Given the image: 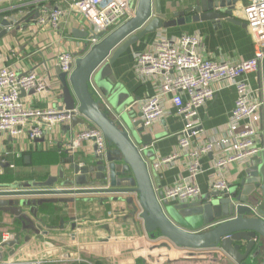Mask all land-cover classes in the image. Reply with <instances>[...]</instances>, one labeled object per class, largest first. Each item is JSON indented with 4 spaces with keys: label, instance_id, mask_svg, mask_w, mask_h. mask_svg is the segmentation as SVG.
<instances>
[{
    "label": "crops",
    "instance_id": "crops-1",
    "mask_svg": "<svg viewBox=\"0 0 264 264\" xmlns=\"http://www.w3.org/2000/svg\"><path fill=\"white\" fill-rule=\"evenodd\" d=\"M198 0H164L166 13L172 16L175 11L184 10L194 5ZM231 3L235 7L234 18L241 22L235 25L222 21L219 25L212 22H199L185 27H178L151 35L110 66L112 72L108 75L118 96L123 98L124 104L139 119V100L153 96L157 84L153 81L140 80L135 72L136 56L148 51L156 39L165 35L169 38H178L189 35L199 39V46L195 51L206 60L216 63H239L254 58L256 50L245 20V8L251 0H219ZM177 3L172 9V4ZM6 12L0 13L3 20L15 22L14 29L7 32L9 26H4L0 33V61L6 66H13L24 72L27 69H36L49 82L53 96L50 99L37 98L33 107L37 109H57L64 106L62 99L61 82L57 69V57L63 51H68L78 57H83L89 49L88 40L73 36L74 29L84 30L82 20L71 15L68 24L58 30L51 27L36 26L33 19L24 17L26 13L18 9L5 6ZM9 9V11H7ZM243 24L246 27H243ZM1 26V25H0ZM2 35V36H1ZM14 51V53L12 52ZM1 59L5 60L3 62ZM253 99L260 101L263 93L262 83L257 72L247 77ZM214 99L207 102L199 110L202 128L211 138L223 136L235 108L237 91L235 87L215 84ZM95 93L98 96H107L94 83ZM126 108V109H127ZM175 109L168 104L166 115L153 126L159 136L152 150L154 155L151 164L159 159L171 156L178 149L177 134L183 129V123L174 116ZM248 120L241 126L246 127ZM89 126L68 125L58 127L46 139L30 142L26 138L19 141L12 140L0 134V175L12 173L15 175H33L27 179H17L12 182H1V186H17L28 182H46L49 177H58L64 174L70 178L74 176V165L89 166L94 158L96 146L93 142L85 143L84 147L70 158L63 151L64 143L76 131L87 129ZM259 133H263L260 124ZM262 147L261 137L256 140ZM263 148V147H262ZM36 153L39 154L36 157ZM48 153L52 155L48 157ZM40 154L44 156L40 157ZM26 157L30 160L27 163ZM212 156L201 160L202 174L196 183L201 189L202 200L189 202H204L213 192L210 190V181L216 177L213 168ZM246 165H234L224 172V179L229 186L238 182L246 173ZM157 173L158 191L165 192L166 188L188 178L185 161L180 159L172 165L155 170ZM45 199H67L64 202L43 203L37 205L36 215H28L31 221L21 219L10 212H0V234L14 235L15 244L3 248V261H33L48 257L45 264H218L219 257L210 250L187 251L176 249L162 239L158 233H148L137 205L122 202L106 201L102 203V196H66L46 197ZM181 205L179 202H171ZM186 203V204H189ZM28 214L30 210L25 209ZM198 231L202 227L192 228Z\"/></svg>",
    "mask_w": 264,
    "mask_h": 264
},
{
    "label": "water",
    "instance_id": "water-1",
    "mask_svg": "<svg viewBox=\"0 0 264 264\" xmlns=\"http://www.w3.org/2000/svg\"><path fill=\"white\" fill-rule=\"evenodd\" d=\"M230 4L219 0H198L171 16L166 13L164 0H138L134 15L107 36L98 35L93 30L74 29V37L88 42L97 39L98 42L76 60L70 76L57 69L62 89L60 98L64 103L58 110L78 107L80 117L72 120L73 125L99 129L107 141V150L101 154L94 152L89 166L74 165L75 173L70 178L61 174L49 177L46 182L0 185V212H10L31 221L28 215L35 217L37 205L67 200L46 197L102 196V203L136 204L147 232L158 233L176 249L210 250L219 257L221 264H264V142L262 152L250 161L246 173L237 183L224 191L213 192L204 202L198 203V206L203 204L204 212L200 214L209 216V221H201L199 214L200 224L204 225L200 230L192 231L190 227L199 226L185 225L183 221L191 216L186 209L197 203L173 205L165 200L163 191L157 190V173L150 159L159 135L141 127V114L139 119L128 121V114L135 104L126 107L103 71L107 66L110 70L118 58L151 35L199 22H212L217 26L226 21L241 25L234 18L235 7ZM176 5L174 3L171 8ZM0 25V33L4 35L6 32L2 27L10 22L0 18ZM258 74L263 88L260 97L263 133L260 137L264 141V59ZM94 83L107 98L96 95ZM29 160L26 157L27 163ZM26 208L30 213L25 212ZM14 244L13 241L6 246ZM4 247L0 248V262L3 261Z\"/></svg>",
    "mask_w": 264,
    "mask_h": 264
},
{
    "label": "built area",
    "instance_id": "built-area-1",
    "mask_svg": "<svg viewBox=\"0 0 264 264\" xmlns=\"http://www.w3.org/2000/svg\"><path fill=\"white\" fill-rule=\"evenodd\" d=\"M138 0H0V13L5 6L19 11L24 17L33 19L36 26L58 30L68 24V17H79L84 26L104 36L120 27L135 12ZM9 11V9L7 10ZM245 20L255 46L253 59L239 63H216L206 60L195 51L200 41L183 35L178 38L159 36L152 47L136 56L135 72L142 81L158 83L153 96L139 100L141 127L153 130L165 115L168 104L175 109L183 129L177 134L178 149L166 158L153 164L155 170L172 165L183 159L188 178L166 188L165 200L186 204L202 200V192L196 183L202 174L201 160L212 156L216 177L210 181L211 192L224 191L229 184L223 175L234 165H246L262 152L256 142L260 138L262 103L253 99V91L247 77L259 70L264 59V0H251L245 8ZM9 21V20H7ZM6 31L14 29L15 22ZM98 42L89 41V47ZM14 53V51H12ZM79 57L68 51L57 57V65L68 76L74 70ZM3 62L5 60L1 59ZM215 84L235 87V108L223 136L211 138L202 128L199 110L214 99ZM24 93V96H23ZM53 90L36 69L20 72L0 61V134L12 140L26 138L30 142L41 141L61 126L68 125L80 117L78 107L73 110L54 108L37 109L33 102L37 98L50 99ZM248 120L247 126L241 124ZM93 142L96 152H106L107 141L96 127L73 133L65 141L63 151L73 159L84 147ZM14 235L0 234V248L13 242ZM4 247V248H5ZM42 259L33 261H2L0 264H45Z\"/></svg>",
    "mask_w": 264,
    "mask_h": 264
},
{
    "label": "rangeland",
    "instance_id": "rangeland-1",
    "mask_svg": "<svg viewBox=\"0 0 264 264\" xmlns=\"http://www.w3.org/2000/svg\"><path fill=\"white\" fill-rule=\"evenodd\" d=\"M106 71V76H107V78H108V73H109V75L111 74V71L109 70V66H107L106 68H104L103 69V71ZM110 82V81H109ZM128 117H129V119L130 120H128V121H131V120H133L134 119V117H136V115L134 114V113H132V112H130L129 114H128ZM206 199V198H205ZM199 203V202H198ZM195 204V205H193V206H189L187 209H186V212H188L191 216L189 217V218H186L185 219V221H183V224L185 223V225H192V226H194V227H196V225L195 224H197L199 227H201V226H203L202 224H200V223H202V222H200V220H199V218H200V215H201V221H203V222H206V221H209V216H206V215H204V214H200V213H202V212H204V210H203V207L201 206V205H203V204H201L200 206H198L199 204ZM186 212H185V214H186ZM200 214V215H199ZM207 215H209L208 213H207ZM211 215V214H210ZM211 218V217H210ZM48 260V257H46V258H42V261L44 262H46ZM218 264H221L220 262L218 263Z\"/></svg>",
    "mask_w": 264,
    "mask_h": 264
},
{
    "label": "trees",
    "instance_id": "trees-1",
    "mask_svg": "<svg viewBox=\"0 0 264 264\" xmlns=\"http://www.w3.org/2000/svg\"><path fill=\"white\" fill-rule=\"evenodd\" d=\"M39 154L36 153V157H38ZM44 156L43 154H40V157ZM52 155L50 153H48V157ZM36 174H33V175H27V174H23V175H15V174H12V173H4L2 175H0V183L1 182H12L14 180H17V179H27L28 177H35Z\"/></svg>",
    "mask_w": 264,
    "mask_h": 264
},
{
    "label": "flooded vegetation",
    "instance_id": "flooded-vegetation-1",
    "mask_svg": "<svg viewBox=\"0 0 264 264\" xmlns=\"http://www.w3.org/2000/svg\"><path fill=\"white\" fill-rule=\"evenodd\" d=\"M173 5V4H172Z\"/></svg>",
    "mask_w": 264,
    "mask_h": 264
}]
</instances>
